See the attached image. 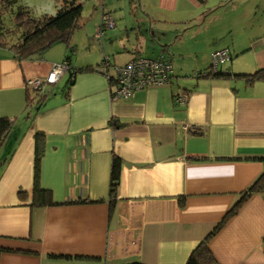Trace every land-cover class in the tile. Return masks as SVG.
I'll use <instances>...</instances> for the list:
<instances>
[{"label": "crops", "instance_id": "crops-1", "mask_svg": "<svg viewBox=\"0 0 264 264\" xmlns=\"http://www.w3.org/2000/svg\"><path fill=\"white\" fill-rule=\"evenodd\" d=\"M100 5L87 33H73L78 48L33 102L32 122L25 118V79L47 74L68 49L56 42L18 60L0 46V117L13 119L0 146V264H184L264 170V81L183 78L223 47L231 59L220 68H264V26L210 12L209 0ZM102 11L114 26L97 38ZM136 55L169 59V84L112 98L106 74L71 76L105 56L121 64ZM177 94L187 99L176 101ZM35 130L45 135L39 184L53 202L46 205L31 203ZM113 156L120 174L111 198ZM208 246L220 264H264V192L251 194Z\"/></svg>", "mask_w": 264, "mask_h": 264}, {"label": "trees", "instance_id": "trees-1", "mask_svg": "<svg viewBox=\"0 0 264 264\" xmlns=\"http://www.w3.org/2000/svg\"><path fill=\"white\" fill-rule=\"evenodd\" d=\"M57 2L56 11L54 15L42 14L35 16L26 6H20L17 12L13 15V22L18 32L13 29L5 27L4 23L0 20V46L7 47L13 56L18 59H31L47 48L51 47L56 42H62L65 44L68 51L71 53L74 51V46L71 43V37L74 31L82 25V3L78 0H55ZM200 3H204L205 0H198ZM105 0H100L101 4H104ZM105 11H102V14ZM1 14V11H0ZM99 23L98 27H101ZM105 32V31H104ZM104 34V33H103ZM102 34V35H103ZM141 56L136 55L134 57ZM144 56V55H142ZM161 57L162 56H153ZM70 54H67L64 62L67 67L69 66ZM133 58V57H132ZM169 60L167 58H164ZM231 59V53H230ZM170 61V60H169ZM114 65L110 59L96 64H86L84 66L71 69V76L76 72H101L106 74L109 68ZM106 66V69H100V67ZM198 73V75H196ZM109 82L114 84V73H108ZM193 78L212 77V78H231L240 79L245 85H252L257 81H264V68H258L253 71L245 72H231L229 68L222 69L219 66H213L210 62L209 65L203 69L196 70L191 73ZM72 79L69 80L66 87L65 94L67 95L68 87L72 83ZM56 82V81H55ZM26 102L24 105L25 118L30 119L32 122V115L30 114V107L34 103H37L41 97H43V91L26 89ZM110 123L114 126L120 124L110 119ZM13 125V119L8 117H0V146L3 144L6 136L11 130ZM44 140L45 135L39 130L34 132V159H33V187H32V200L33 205H46L53 203L51 200V193L49 190L44 189L39 184V169L40 159L44 152ZM5 160H0V164H3ZM120 174V158L113 156L110 167V179L108 194L111 198H114L116 194V188ZM264 192V170H262L243 191L240 193L238 199L228 208L220 220L214 225V227L194 246L190 251L184 264H220L211 249L208 246L210 238L234 215L238 212L240 207L245 203L248 197L253 193ZM82 201V200H80ZM112 202V199H111ZM184 204V198H179V205ZM51 256H60L52 254ZM134 264V263H132Z\"/></svg>", "mask_w": 264, "mask_h": 264}, {"label": "built area", "instance_id": "built-area-1", "mask_svg": "<svg viewBox=\"0 0 264 264\" xmlns=\"http://www.w3.org/2000/svg\"><path fill=\"white\" fill-rule=\"evenodd\" d=\"M101 27L97 28L94 36L99 38L106 29L114 26V20L109 13L101 15ZM109 60L108 56L104 57ZM213 66H219L230 60V51L227 47L215 49L210 53ZM67 65L64 61L52 63L50 70L44 76H33L25 79V86L30 90L43 91L47 84L57 81ZM105 70L106 66L100 67ZM114 73L112 98H127L134 91L167 85L170 82L172 64L169 60L161 57L137 56L121 64L111 66ZM198 75V73H196ZM108 77V72H106ZM186 94H177L175 100L185 101Z\"/></svg>", "mask_w": 264, "mask_h": 264}, {"label": "rangeland", "instance_id": "rangeland-1", "mask_svg": "<svg viewBox=\"0 0 264 264\" xmlns=\"http://www.w3.org/2000/svg\"><path fill=\"white\" fill-rule=\"evenodd\" d=\"M82 3V25L77 28L74 33L79 30L83 32L84 35L87 33L86 28L91 25L94 16L101 9L100 0H78ZM136 1V0H134ZM213 5L210 12H217L223 15L225 12H232L234 15L230 16V21H236L241 18V21L247 22L248 26H251V23H254V26H264V0H223L222 2L218 0H209ZM218 2V3H217ZM217 3V4H216ZM57 2L55 0H0V20L4 23L5 27L13 29L16 33L18 32L17 28L13 22V15L17 12L20 6H26L33 15L39 16L42 14L54 15L56 11ZM117 9V8H116ZM244 16V17H243ZM244 22L238 23V26H242ZM90 27V26H89ZM74 35V34H73ZM71 37V43L74 46V50L77 47L75 42L74 35ZM75 53V51H73ZM68 51V54H74ZM233 59L236 58V55H233ZM232 59V60H233ZM211 62V61H210ZM190 65V63H189ZM187 65L186 67H190ZM228 65V62L225 64ZM224 64L219 67L225 66ZM187 71L190 78L191 73L196 71L192 68ZM193 78V77H191Z\"/></svg>", "mask_w": 264, "mask_h": 264}]
</instances>
